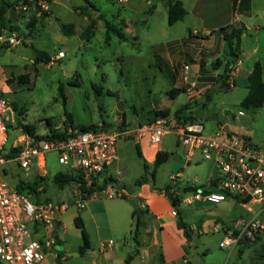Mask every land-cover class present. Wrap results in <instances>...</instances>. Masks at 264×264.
Listing matches in <instances>:
<instances>
[{"label": "rangeland", "instance_id": "374dc122", "mask_svg": "<svg viewBox=\"0 0 264 264\" xmlns=\"http://www.w3.org/2000/svg\"><path fill=\"white\" fill-rule=\"evenodd\" d=\"M5 1L12 3L14 0ZM226 4L227 0H201L196 13L184 23L169 25L167 10L162 7L161 0H54L50 13L37 17L34 27L28 26L31 15L27 14H18L17 29H10L6 22L0 24V34L8 35L14 30L20 40L14 45L0 43V93L17 108L13 107L16 128L23 129L17 124L18 119L33 126L36 134H43L49 128L66 130L73 125L74 128L101 123L115 126L123 118L134 123H148L160 110L174 114L183 108L193 120L202 122L206 131L226 123L231 130L249 137L264 150V105L244 107L241 104L247 93V75L257 61L262 66L264 81V0H252L251 10H245L243 6L240 10L245 15L241 16L243 24L239 25L245 30L238 46L240 65L235 68L239 69L235 74L229 73V78L234 79L230 88L222 87L217 79L223 65L215 70L211 68L216 57L224 58L227 44L222 32L219 28L204 35L199 26L203 20L210 24L221 21L216 13L224 14ZM100 13L112 27L108 40ZM91 22L94 24L93 35L89 41L83 40L80 33ZM69 23L72 33L64 34L61 26ZM187 27L195 29L194 33ZM39 50L45 51L51 61L34 63L33 58ZM198 53L211 61L204 72L199 69L193 77L196 89L205 88L199 94L188 96L186 92H180L170 98L167 95L170 88L183 86L184 65L188 64L191 70L197 68L202 59H195ZM19 74H28V82H19ZM60 88L65 96L64 104ZM238 111L244 115L236 116ZM66 112L71 115L72 122ZM7 133L6 146L9 147L19 132L9 128ZM159 147L168 153V159L156 168L151 178L155 150L148 137L139 142L118 138L117 159L108 168V173L129 193L139 189L137 180L144 175L147 180L141 185L146 183L158 189H163L176 172H181L182 182L194 185L206 184L217 176L213 159H203L196 152L188 162L185 148L176 143L173 134L166 135ZM43 169L45 175L40 184L44 191L40 195L53 201L72 202V188L59 189L53 182L55 173L67 169L58 163L55 152L46 153ZM37 171L35 165L22 169L15 161L0 164V176L12 187L22 181H33ZM109 185L117 190L114 182ZM123 200L132 206L136 204L135 197ZM230 200L178 206L181 221L195 223L198 227L187 249L189 263L183 264H264V235L243 247L241 253L238 247L219 246L225 232L221 227L213 229L214 222L223 219L225 225L232 226L238 215L245 219L252 215L239 202L231 203ZM82 202V208L72 204L60 215L63 227H59V234L64 237L66 232L71 246L82 242L81 231L73 220L77 215L87 214L91 199ZM252 207L257 208L256 205ZM257 219L264 221V211ZM132 230L134 237V227ZM130 239L133 241L132 237ZM0 264L7 263L0 261Z\"/></svg>", "mask_w": 264, "mask_h": 264}, {"label": "built area", "instance_id": "2783aa9c", "mask_svg": "<svg viewBox=\"0 0 264 264\" xmlns=\"http://www.w3.org/2000/svg\"><path fill=\"white\" fill-rule=\"evenodd\" d=\"M16 14L40 16L50 13L54 0H14ZM123 2L125 0H117ZM20 40L14 30L8 35L0 34V43L14 45ZM60 56L62 52L58 53ZM227 88L232 87L234 79L226 81ZM182 85L188 96L199 94L205 87L196 89V82L191 75V68L184 65ZM238 111L236 116H243ZM121 120L119 121V123ZM133 124L124 127L80 130L70 128L54 132L66 131V137H39L16 128L15 111L10 100L0 95V164L15 161L18 167L28 169L35 165L37 174L44 176L45 155L48 152L57 154L59 164L66 166L62 172L70 173L74 180L67 186L72 188V202L53 201L36 197L33 193L20 192L10 186L0 176V261L7 264H42L45 249L51 247L55 239L49 236L44 240L32 237L34 227H51L59 219L61 213L74 204L77 208L84 206L87 199L99 189L88 192L83 189L102 183L108 175V168L116 161V141L118 138H132L139 142L148 137L151 148L160 150L163 138L168 134L176 137V143L185 148L186 160H192L195 153L207 160L213 159L217 168V176L210 178L207 184L194 185L180 180L181 172L170 176V182L163 193L176 204L172 215L178 214L180 204L191 205L196 201L217 203L232 198L237 200L247 211L255 213L245 219L237 217L232 226L224 229V236L219 241L222 248L240 247L251 244L264 235V221L257 216L264 211V150L254 145L246 136L231 130L220 123L215 130L206 131L202 122L187 121L175 114H159L148 123ZM9 128L19 133L15 135L9 147L6 146ZM50 134V132H47ZM14 150L11 157L5 155ZM196 162V159L194 160ZM196 181V179L194 180ZM42 184L36 192H42ZM110 196H122L126 191L106 188ZM257 206V211L252 207ZM222 226L215 222L213 229ZM111 242V241H110Z\"/></svg>", "mask_w": 264, "mask_h": 264}, {"label": "crops", "instance_id": "0c3cea01", "mask_svg": "<svg viewBox=\"0 0 264 264\" xmlns=\"http://www.w3.org/2000/svg\"><path fill=\"white\" fill-rule=\"evenodd\" d=\"M180 1L187 13L183 20L178 22L184 23L190 15L196 13L197 4L201 0ZM161 2L162 7L167 10L165 0H161ZM250 2L252 5V0ZM238 4L239 0L236 3L234 0H227L225 13L221 14L219 11L216 13V16L221 18V21L215 24L206 23L204 20L201 21L199 26L202 33L210 35L213 30L220 28L223 36L224 33L229 32L232 28L242 26L239 23L243 24L241 16L243 17L245 13H241L238 10ZM251 5L249 10H251ZM142 21L144 22L145 19H142ZM187 28L190 33H194L195 29ZM199 58H202L200 53L195 56L196 60ZM199 61L200 63H205V66H209L211 63V61L204 58ZM200 63H198L196 69L191 70L193 77L197 75ZM236 65H240L239 60ZM238 69L239 67L234 68L231 72L235 74V71H238ZM223 124L230 128L228 124ZM247 138L250 139L249 137ZM35 175L39 176L37 173ZM108 175L114 178L112 182L117 186V190H123V184L112 174L108 173ZM110 183L88 197L91 199V202L87 209V214H84L82 217L79 215L88 242V246L82 253L79 252V246L83 243V238L81 243L71 246L66 239L67 233L65 232L64 237L59 234V227H63L61 217L51 227H34L33 238L42 241L49 236H53L55 239L51 247L45 249V258L42 264H123L130 255L131 258L128 264L189 263L187 249L190 247L191 237L195 235L198 227L195 223H184L188 230L187 234L185 229L179 225L181 221L180 211L178 210L177 215H172L171 211L174 208V204L171 198L163 193L165 187L163 189L153 188L146 183L141 185L143 183L141 182L138 183L140 185L139 189L134 193H129L128 190L124 189L126 194L122 196H110L106 193V188L110 186ZM126 197H135V206L123 200ZM230 199L231 203L238 202L232 198ZM134 207L141 210V225L133 237V218L131 213ZM255 210L257 211V208ZM254 214L252 213L251 217ZM218 223L222 226L223 230L231 226L230 224L225 225L223 219H220ZM138 232L141 234L140 239H138ZM131 237L133 241H131Z\"/></svg>", "mask_w": 264, "mask_h": 264}, {"label": "trees", "instance_id": "16d2710c", "mask_svg": "<svg viewBox=\"0 0 264 264\" xmlns=\"http://www.w3.org/2000/svg\"><path fill=\"white\" fill-rule=\"evenodd\" d=\"M234 1H235V3L237 2V0H234ZM165 2H166V6H167V23L169 25H173L176 22L183 20V18L185 17L187 12H186V9L183 6L182 2L180 0H165ZM15 3H16V1L9 3L5 0H0V24L3 25L6 22L9 24L10 29H12V28L17 29L15 22L17 21L18 15L16 14V21H12L11 18L8 16L9 9L12 8ZM242 6H243V9L245 8V10H249L250 0H239V4H238V10L239 11L241 10ZM44 15H48V14L42 13L40 16H44ZM40 16H35L32 14L30 16V19L28 20V26L34 27L38 21L37 19H39L37 17H40ZM99 17L101 18L104 26L106 27V40H108L109 39V31L112 30V27H111L109 21L104 17L103 14L100 13ZM93 28H94V24H93V22H91L82 30V32L80 33V38H82L83 40L89 41L93 35ZM221 29H223V28H221ZM61 30L63 31L64 34H71L72 33V24L71 23L63 24L61 26ZM244 30H245V28L243 26H238V27L232 28L229 32L224 33L222 37L226 41V44H227L226 49H225L224 58L222 60L219 58H216L211 63V68L213 70L218 69L220 66L223 65V71L221 73H219V75L217 77V79H220L222 87H227L226 81L229 79V76H230L229 73L235 68V64L239 60L238 59V46H239V42H240V37H241ZM118 35L120 37H123L122 33H120V32H118ZM49 61H51V57L45 51H42V50L37 51L35 53L34 58H33L34 63H38V62L48 63ZM200 69L203 70V72H204V70H206L205 64L203 62L200 63ZM17 79L19 80V82L26 83V82H28V74H19L17 76ZM11 81L12 80L10 79L9 82H11ZM247 81H248L247 93L244 96V98L242 99L241 104L244 107H261V106H263L264 105V81L262 78V66L258 61L254 63L252 70L248 73ZM180 92H185V88L183 86L170 88L167 91V95L170 98H173L176 94H178ZM60 94L62 96V101L64 104L65 103V96L62 92V88H60ZM0 95H3V93H0ZM208 97H210L209 94H208ZM12 105L15 109H17L14 103H12ZM183 111H184V109L180 108V109L176 110L174 114L178 117H183V119H185L187 121H192L193 120L192 116L189 114H185ZM159 114L167 115V114H169V112H168V110H160L152 118V120H154V118ZM66 115L69 118L70 122H72L71 115L68 112H66ZM152 120H150V122ZM48 123H49V121H48ZM136 123L137 124H143L141 122H136ZM17 124L20 125L24 131L29 132L32 135L39 137L38 135H36V132L34 131L33 126H31L29 124H24L19 119L17 121ZM131 124H133V123L130 121H127V120L125 121L123 118V119H121V122L115 126L124 127V126H128ZM100 125L104 128L114 127V126H112L110 124H106V123H101ZM97 127H99V124L79 125L77 128L80 130H87V129H94ZM73 128H74V125H73ZM47 132H50V134ZM47 132L45 134L46 137H51V136L66 137L68 135V133L66 131L54 132L52 128H49V130ZM14 153H15L14 150H10L5 156L11 157L14 155ZM167 159H168V153L167 152L157 151L155 153L154 160H153V169L150 172L151 178L154 177L156 168L160 164L165 162ZM43 179H44V176H37L31 182H24V181L19 182L18 185L16 186V188L20 192L33 193L36 197H39L40 192H36V188L42 182ZM74 179L75 178L72 174L62 172V171L55 173L53 176V182L60 189H63L66 185H68V183L70 181H72ZM146 180H147V177L144 175L137 180V183H141V182H144ZM112 181H114V178L111 175H107V177L104 178V180L102 181L101 184L91 186V187L83 186V189L88 191V192L92 191L95 188L100 190V189H103L108 183H110ZM42 190H44V189L42 188ZM47 199H49V198H47ZM172 203L174 205L176 204V202L174 200H172ZM131 215L133 218L132 223H133V227H134V234H136L139 226L141 225V221H140L141 210L134 207ZM73 221H74L75 226H77L80 229L81 234H82L83 243L81 244V246H79V252L82 253L85 250V248L88 246L86 232L83 228L82 220H81L79 215L75 216ZM179 225L182 226L185 229V232L188 234V230H187L184 222L180 221ZM246 245H247L246 243L242 244L238 248L239 249L238 252L241 253L242 248L245 247ZM130 258H131V255L129 257H127V259L125 260V262L123 264H128L130 261Z\"/></svg>", "mask_w": 264, "mask_h": 264}, {"label": "water", "instance_id": "95a60500", "mask_svg": "<svg viewBox=\"0 0 264 264\" xmlns=\"http://www.w3.org/2000/svg\"><path fill=\"white\" fill-rule=\"evenodd\" d=\"M8 16L11 18L12 21H16V10L14 7L9 9Z\"/></svg>", "mask_w": 264, "mask_h": 264}]
</instances>
